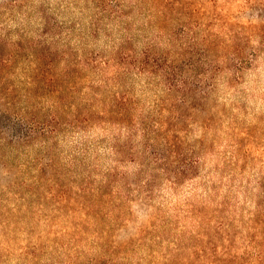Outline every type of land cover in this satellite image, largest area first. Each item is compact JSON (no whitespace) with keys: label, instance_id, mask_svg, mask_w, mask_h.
<instances>
[{"label":"rangeland","instance_id":"rangeland-1","mask_svg":"<svg viewBox=\"0 0 264 264\" xmlns=\"http://www.w3.org/2000/svg\"><path fill=\"white\" fill-rule=\"evenodd\" d=\"M0 66L60 130L0 150L8 264L41 236L40 264H112L65 236L100 228L103 190L130 262L264 264V0H0Z\"/></svg>","mask_w":264,"mask_h":264},{"label":"trees","instance_id":"trees-1","mask_svg":"<svg viewBox=\"0 0 264 264\" xmlns=\"http://www.w3.org/2000/svg\"><path fill=\"white\" fill-rule=\"evenodd\" d=\"M2 67L0 66V72H2ZM3 83V82H2ZM0 82V112L4 114L9 120L13 122L16 126H22L19 123L27 124L30 131L29 134H23V136H18V140L13 141V139L9 138L5 134V128L0 126V150L4 145H11L12 147H16L18 143L22 141L18 150L21 147H30L33 146L34 142L40 140L39 138L49 139L47 140V145L50 147V141H55V136L60 132V130L54 125V121L58 120L55 118L46 119L42 121L41 117L36 116L34 111L38 108V105L35 106L32 104H28L27 106L21 107L20 110L19 104L14 98H10L13 96L14 88H4L3 84ZM31 91V90H29ZM22 106V105H21ZM34 108V110H32ZM60 121H58L59 123ZM53 123V124H52ZM57 123V124H58ZM23 127V126H22ZM26 135V136H25ZM33 143V144H32ZM159 175H157L158 177ZM110 186V183H108ZM120 185V184H118ZM122 184L121 186H123ZM105 186V188L109 187ZM33 190L32 193L35 195V189L30 187ZM27 193V192H26ZM105 199V208L104 213H97V215L93 216L91 212L88 213L89 217L93 219L95 222L99 223L98 229L86 230L83 229L79 232L67 233L65 236H68L69 242L74 244L75 250L79 253L80 256L86 257L88 255H95L100 259H111L112 264H136L129 261V256L124 252L121 246L115 241V231L116 228L123 224V222L128 217L127 212H123L121 209L117 210L113 199H108V194L106 192L102 193ZM25 200V199H23ZM117 212V215L115 214ZM101 216H100V215ZM3 216V214H0ZM103 221V222H102ZM102 227V228H101ZM94 231V232H91ZM144 230H142L143 232ZM30 232V231H28ZM31 233V232H30ZM48 239L51 242H56V236L58 233L56 231H48ZM78 236H84L86 238L93 239V246L89 248V250L82 251L78 250L79 243H77ZM33 240H30L23 248L22 254L25 256V260L30 264H40V260L42 259L43 253L42 250L45 249L43 243V236L40 238L33 237ZM151 240L152 243L158 245L156 236H154ZM59 244V243H58ZM52 246L48 247L47 255L52 253ZM12 246L0 244V264H8V257H10V252ZM62 251H68V245L62 244L60 245ZM124 249V248H123ZM153 250V249H152ZM153 256L157 253V251H153ZM167 253V252H166ZM165 253V254H166ZM154 258V257H153ZM172 258L165 257V261L163 264L172 263ZM162 264V263H160Z\"/></svg>","mask_w":264,"mask_h":264}]
</instances>
